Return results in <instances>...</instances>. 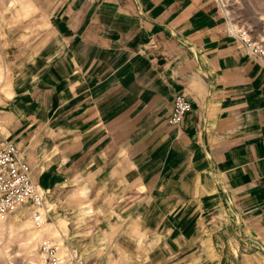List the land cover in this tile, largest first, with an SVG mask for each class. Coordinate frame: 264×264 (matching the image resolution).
<instances>
[{
	"label": "crops",
	"instance_id": "0c3cea01",
	"mask_svg": "<svg viewBox=\"0 0 264 264\" xmlns=\"http://www.w3.org/2000/svg\"><path fill=\"white\" fill-rule=\"evenodd\" d=\"M0 73V139L86 264H264V65L217 0H0Z\"/></svg>",
	"mask_w": 264,
	"mask_h": 264
},
{
	"label": "built area",
	"instance_id": "2783aa9c",
	"mask_svg": "<svg viewBox=\"0 0 264 264\" xmlns=\"http://www.w3.org/2000/svg\"><path fill=\"white\" fill-rule=\"evenodd\" d=\"M240 38L246 43L250 53L264 65V47L250 42L244 36ZM190 109L189 100L182 94H176L167 122L178 125ZM44 195V191L32 181L30 167L21 159L15 144L10 140L0 139V217H5L21 204L29 203L32 221L41 225L47 221L50 211L45 206ZM40 257L43 264H86L74 248L53 237L42 239Z\"/></svg>",
	"mask_w": 264,
	"mask_h": 264
},
{
	"label": "rangeland",
	"instance_id": "374dc122",
	"mask_svg": "<svg viewBox=\"0 0 264 264\" xmlns=\"http://www.w3.org/2000/svg\"><path fill=\"white\" fill-rule=\"evenodd\" d=\"M217 1L231 34L244 36L264 47V0ZM2 77L0 73V79ZM45 206L50 208L46 203ZM31 215V206L25 203L0 217V264H43L40 257L42 239L53 237L62 242L61 229L55 227L49 218L37 225Z\"/></svg>",
	"mask_w": 264,
	"mask_h": 264
},
{
	"label": "bare ground",
	"instance_id": "6f19581e",
	"mask_svg": "<svg viewBox=\"0 0 264 264\" xmlns=\"http://www.w3.org/2000/svg\"><path fill=\"white\" fill-rule=\"evenodd\" d=\"M63 241V240H62Z\"/></svg>",
	"mask_w": 264,
	"mask_h": 264
}]
</instances>
